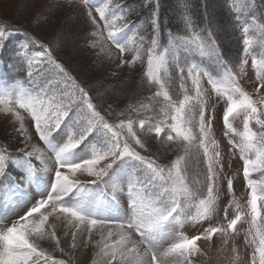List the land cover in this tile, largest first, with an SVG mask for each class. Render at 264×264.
Returning <instances> with one entry per match:
<instances>
[{"label": "snow or ice", "instance_id": "obj_1", "mask_svg": "<svg viewBox=\"0 0 264 264\" xmlns=\"http://www.w3.org/2000/svg\"><path fill=\"white\" fill-rule=\"evenodd\" d=\"M79 2L95 29L92 46L108 55L111 47L117 49V67L141 61L146 86L155 90L148 104L129 105L110 121L111 105L100 107L101 98L54 55L52 40H41L23 25L0 24V63L6 42L16 37L8 67L23 73L12 80L0 73V114L11 117L25 145L17 150L21 155L0 145V264H67L42 246L50 241L64 253L59 228L71 237L72 250L92 246L106 264H195L193 258L202 254L198 241L220 234L227 243L239 234L241 221L249 225L248 264H264V95H259L264 89V6L258 7L257 0H224L229 23L240 34L234 60L221 46L213 19L206 15L199 26L186 0L180 4L182 31H168L166 45L158 0L139 22L129 19L133 10L123 0ZM103 40L108 43L102 45ZM249 58L258 82L255 98L233 71L235 64L243 74ZM172 69L179 79L175 95ZM221 103L229 151L242 161L247 200L244 210L228 177L232 199L223 209L226 223L212 224L219 214L217 182L226 175L213 135ZM141 110L152 115L141 118ZM237 119L241 129L234 127ZM33 136L43 147L32 143ZM146 137L161 148L175 146L174 158L162 160ZM187 224L203 231L188 235ZM132 232L139 244L130 239ZM239 259L234 255L233 264Z\"/></svg>", "mask_w": 264, "mask_h": 264}, {"label": "rangeland", "instance_id": "obj_2", "mask_svg": "<svg viewBox=\"0 0 264 264\" xmlns=\"http://www.w3.org/2000/svg\"><path fill=\"white\" fill-rule=\"evenodd\" d=\"M189 1L190 0H186L188 4ZM200 1L205 15L204 19L206 20V15L213 19L217 25V36L221 46L227 49L233 59L236 60L240 51L239 32L230 25V18L228 17L226 9L223 11V8H225L224 0ZM257 1L259 6H264L262 5L261 0ZM181 2L182 0H174L173 4L176 11L181 10ZM155 3H157V0H155ZM215 9H220L222 15L217 17L214 16L213 12ZM77 11L81 14L83 20L87 24V29L85 32L75 37L66 34L64 28L74 21V16L78 13ZM38 13L40 14L39 16L37 15ZM93 15H96L94 9ZM165 15L168 18L173 17V23H178L179 21L180 28H183L181 15L177 16V14H174L172 11L166 12ZM96 18L102 25V21H99V17L97 16ZM0 20L7 21L14 25H23L27 30L33 32L38 38L45 42L52 40L56 57L68 68L78 81L90 90L94 97L98 96L101 98L100 101H98L100 107L108 109V106L111 105L113 115L107 117L110 121L116 120L117 116L115 113L127 109L129 105L139 106L140 103H149L148 97L152 95V92L155 89L153 88L152 90H149L146 86V81L142 76L144 64L141 61H137L132 66L125 64L122 67H117L116 65L119 62V52L117 49L111 47V54L108 55L106 51H101L100 46L93 47L92 41L96 38L93 37L91 33L95 29L87 16L86 8L79 2V0H72L71 4L68 3V0H0ZM16 40L17 39L12 37L7 41L4 50V60H7L0 63V73H7L9 80H12L16 73L14 69L8 67V62L11 60L13 50L16 47ZM100 43L104 45L108 42L103 40ZM125 58L131 59V54H125ZM2 64L4 65L2 66ZM76 69L84 70L86 75L84 73H79ZM170 71L173 77V92L175 95L179 90V79L176 75L175 69ZM233 71L237 73L241 85L249 93H252L255 98L258 94L254 90L257 87L258 82L255 81L254 71L251 68V59L249 58V63L243 74L235 64L233 65ZM101 76L103 79H98V77ZM123 77L130 79L129 83L127 82L125 84V88L132 95L129 94L127 97H118L115 96V93L118 89V82H120ZM88 79H93V81L97 80V83L94 85L92 84L93 81H89ZM113 82H116L114 86L112 85ZM205 87H207L206 82ZM99 93L103 94L104 97L102 98ZM259 95H264V89L261 90ZM214 99L215 98L213 97V100L210 103L214 102ZM151 103L153 105L156 104L155 101ZM211 111L210 107V114ZM222 113L223 104L221 103L215 110L213 135L218 142V150L223 154L224 172L226 175L223 176L222 183L220 181L217 182L219 214L210 221L212 224L226 223L223 220V209L227 206L228 201L232 199V196L227 192L228 177L233 178L234 196L240 201L244 210H246L247 200V189L242 175V161H240L238 153L233 156L229 151L231 145L228 142V137L224 134L225 130ZM125 115H128V113L126 112ZM131 115L135 118L137 113L133 112ZM150 115H152L150 111L141 110V118ZM10 121L11 117L5 118L3 114H0V132L5 138V141L3 142L4 144L9 145L16 155H21L17 150L24 148V138L18 132L14 131L13 125ZM138 127L139 125L137 123V128ZM234 127L241 129L242 121L240 119L235 120ZM232 138L238 140V137L233 136ZM0 139L3 138L1 137ZM145 139L152 145V152L160 154L162 160L167 161L174 158L176 154L175 146H173L172 150H169L168 146L161 148L160 145L156 144L155 141H152L149 137ZM32 143L37 144L39 147H43V144L39 141L38 137L33 136ZM158 149L162 154L158 152ZM28 150H30V146ZM34 163L39 167V161L34 160ZM190 171L192 175L195 176L198 171L195 163L192 164ZM254 178L259 177L256 176ZM233 215L234 213L230 209L229 218H232ZM204 227H207V223L204 224ZM248 227L249 225L247 223L243 221L238 222L236 228L239 234H232L227 243H225V237L220 234H215L211 241H198L197 243L202 250V254H198L193 258L195 264H233L232 257L236 254L240 257L238 264H248L249 252L251 249H249L244 242L245 233ZM58 231L61 233V247L64 249V253L54 250L55 246L50 241L42 242V246L45 247L56 259H63L67 264H106V259L97 256V249L92 246L78 247L76 250H72L70 248L71 237L63 236V228H59ZM202 231L203 228L199 225L187 224L185 226V232L188 235H197ZM130 239L139 244L140 238L137 233L132 232ZM233 248L236 249L235 253L233 252Z\"/></svg>", "mask_w": 264, "mask_h": 264}, {"label": "trees", "instance_id": "obj_3", "mask_svg": "<svg viewBox=\"0 0 264 264\" xmlns=\"http://www.w3.org/2000/svg\"><path fill=\"white\" fill-rule=\"evenodd\" d=\"M123 2L127 5L128 8L133 10L132 13L129 15V19L132 21H137V22H139L141 20H146L149 17L151 10L156 6L155 0H123ZM200 2H201L200 0H194V1L190 0L188 5H189L190 12H191V15H192L194 21L199 26L203 27L204 24L206 23V20L204 19L205 15H204V12H203V9L201 7ZM158 3H159L160 21H161L162 28L164 30L162 37H161V43L166 45L167 44V32L171 31L173 33H180L182 31V28H180L179 21H178V23H173L174 18L173 17L172 18L166 17L165 13L172 11V12H174V14H177V16L178 15L180 16L181 10L180 11L175 10L174 4H173L174 0H158ZM257 6L261 7L258 5V1H257ZM223 11H225V8H223ZM78 13L76 14V16H74V21L71 22L70 24H68L64 28V32L66 34H68V35L70 34L72 36L77 37L78 35H80L86 31L87 24L83 20L81 14L80 13L78 14ZM213 15L216 17L222 15L220 13V9H215L213 12ZM0 24H8V25L16 26L12 23H9L7 21H1V20H0ZM54 55H55V53H54ZM145 61H146V57H145ZM143 68H142V70H143ZM76 70L79 73L85 72L82 69H76ZM84 74L86 75V73H84ZM101 78L103 79L102 76L98 77V79H101ZM88 80L93 81V79H88ZM96 81L97 80H94L92 84L95 85L97 83ZM113 81H115V80H113ZM129 81H130V79L123 77L122 80H120V82H118V89H117V92L115 93V96H118V97L129 96L130 93L125 88V84L127 82L129 83ZM114 84H116V82H113L112 85L114 86ZM99 94H100V96H102V98L104 97L103 94H101V93H99ZM130 95H132V94H130ZM0 134H1L0 138L1 137L3 138V139H0V145H6L3 142V141H5L3 134L1 132H0ZM146 138H148V137H146ZM7 146L11 152L15 153L9 145H7ZM158 152L162 154V152L160 150ZM158 155H160V154H158Z\"/></svg>", "mask_w": 264, "mask_h": 264}]
</instances>
